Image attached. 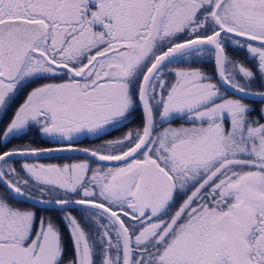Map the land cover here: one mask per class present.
<instances>
[{"label": "snow or ice", "instance_id": "snow-or-ice-1", "mask_svg": "<svg viewBox=\"0 0 264 264\" xmlns=\"http://www.w3.org/2000/svg\"><path fill=\"white\" fill-rule=\"evenodd\" d=\"M31 85L0 132V264H264V0H0V112ZM32 129L54 146L8 148ZM59 152L92 159L27 162Z\"/></svg>", "mask_w": 264, "mask_h": 264}, {"label": "flooded vegetation", "instance_id": "flooded-vegetation-1", "mask_svg": "<svg viewBox=\"0 0 264 264\" xmlns=\"http://www.w3.org/2000/svg\"><path fill=\"white\" fill-rule=\"evenodd\" d=\"M229 55L236 59L243 60L244 59V53L240 50L236 49L235 45H232L231 47L228 48ZM199 67H202L206 72L212 73L213 71V64L211 61L196 65ZM36 85H31L29 87L23 88L22 91L19 92V94L16 96L15 102L11 104V107L7 110V114L4 115L2 112H0V132H2L6 126V124L9 122L11 119L15 109L21 104L26 97L27 93L31 90V87H35ZM259 88V84L257 85V89ZM237 98H239V94H237ZM245 103H250L257 109V112L252 113L253 116H257L259 113V108L261 106L260 102H253L252 99H246ZM136 118L132 120L131 123L127 124V127H120L119 130L116 129H109V132L111 135H104L101 138H94L91 136H81L76 143V147L79 148H95L98 145L102 144L105 140L108 139H114L118 137H122L125 132H127L131 128H135L137 126L142 125V120L140 117V110L137 109ZM172 126H179L180 124H185L187 126L186 122L182 118H176L172 120ZM167 126V125H164ZM4 139L2 136H0V143H4ZM26 143L32 144L34 147H50L54 146L55 142L50 141L48 138L41 137L40 135L36 134L35 129H32L29 131V133L26 136H22L20 138H13L11 139V143L8 144V148L12 147H19L23 146ZM6 150V149H0V151ZM91 159L89 156L83 153H73V152H59V153H52L50 154L49 157L46 158H41L39 160H35L32 158H29L27 162L29 163H41V164H52V163H69L73 161H79V160H90ZM24 162V160L21 157H15L11 161V163L17 167V169L20 168V165ZM0 193H6V189L3 184H0ZM45 199L47 197H44ZM18 206L20 207H34V210L37 212L38 217H51L54 221H56L58 224H61L60 221V216L62 213L56 210L55 205L49 207L47 205L43 204H36L35 206L33 205L32 202L28 203H22L19 204ZM77 214L78 213H74ZM61 226H63L61 224ZM65 240L67 242V251H66V259L67 257H70L72 255V248H71V242L67 233V230L64 232Z\"/></svg>", "mask_w": 264, "mask_h": 264}]
</instances>
